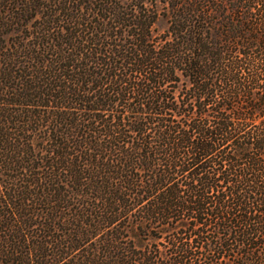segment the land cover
I'll list each match as a JSON object with an SVG mask.
<instances>
[{
    "label": "trees",
    "instance_id": "trees-1",
    "mask_svg": "<svg viewBox=\"0 0 264 264\" xmlns=\"http://www.w3.org/2000/svg\"><path fill=\"white\" fill-rule=\"evenodd\" d=\"M0 264H264V0H0Z\"/></svg>",
    "mask_w": 264,
    "mask_h": 264
},
{
    "label": "rangeland",
    "instance_id": "rangeland-1",
    "mask_svg": "<svg viewBox=\"0 0 264 264\" xmlns=\"http://www.w3.org/2000/svg\"><path fill=\"white\" fill-rule=\"evenodd\" d=\"M257 14H259V13L257 12Z\"/></svg>",
    "mask_w": 264,
    "mask_h": 264
}]
</instances>
